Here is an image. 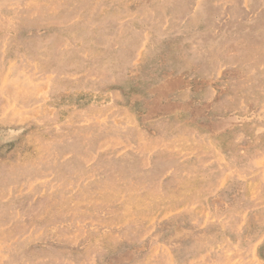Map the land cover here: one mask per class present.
Instances as JSON below:
<instances>
[{
    "label": "rangeland",
    "instance_id": "1",
    "mask_svg": "<svg viewBox=\"0 0 264 264\" xmlns=\"http://www.w3.org/2000/svg\"><path fill=\"white\" fill-rule=\"evenodd\" d=\"M0 264H264V0H0Z\"/></svg>",
    "mask_w": 264,
    "mask_h": 264
},
{
    "label": "bare ground",
    "instance_id": "2",
    "mask_svg": "<svg viewBox=\"0 0 264 264\" xmlns=\"http://www.w3.org/2000/svg\"><path fill=\"white\" fill-rule=\"evenodd\" d=\"M58 55V54H57ZM112 174V173H111ZM112 176H114V175H112ZM98 187V186H97ZM124 189V188H123ZM103 191V190H102Z\"/></svg>",
    "mask_w": 264,
    "mask_h": 264
}]
</instances>
